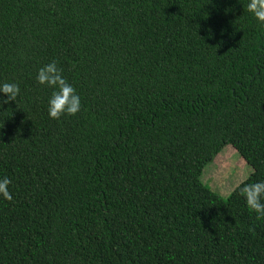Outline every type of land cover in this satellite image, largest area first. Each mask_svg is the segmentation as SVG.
I'll return each mask as SVG.
<instances>
[{"label": "trees", "instance_id": "trees-1", "mask_svg": "<svg viewBox=\"0 0 264 264\" xmlns=\"http://www.w3.org/2000/svg\"><path fill=\"white\" fill-rule=\"evenodd\" d=\"M249 0H0V264H264V24ZM80 111L48 114L51 61ZM233 145L254 168L203 181Z\"/></svg>", "mask_w": 264, "mask_h": 264}, {"label": "clouds", "instance_id": "clouds-1", "mask_svg": "<svg viewBox=\"0 0 264 264\" xmlns=\"http://www.w3.org/2000/svg\"><path fill=\"white\" fill-rule=\"evenodd\" d=\"M247 11L250 12L259 22L264 24V0H249ZM63 69L53 60L41 67L36 76L39 84L47 85L54 91L49 99L48 114L52 119L59 120L62 115H76L81 108L80 98L75 88L67 82L62 75ZM0 93L7 99L3 103L15 101L20 93L19 85L15 82L0 83ZM8 177L0 179V195L5 200H12L8 190L11 184ZM240 194L245 198L247 207L257 213V219L264 218V181L245 183L240 187Z\"/></svg>", "mask_w": 264, "mask_h": 264}, {"label": "rangeland", "instance_id": "rangeland-1", "mask_svg": "<svg viewBox=\"0 0 264 264\" xmlns=\"http://www.w3.org/2000/svg\"><path fill=\"white\" fill-rule=\"evenodd\" d=\"M253 171L254 168L248 164L238 150L233 145H229L206 166L203 181L228 199Z\"/></svg>", "mask_w": 264, "mask_h": 264}]
</instances>
